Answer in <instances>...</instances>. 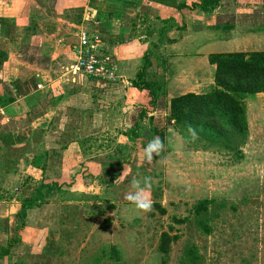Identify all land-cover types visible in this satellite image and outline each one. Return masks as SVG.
I'll return each mask as SVG.
<instances>
[{"label": "rangeland", "instance_id": "374dc122", "mask_svg": "<svg viewBox=\"0 0 264 264\" xmlns=\"http://www.w3.org/2000/svg\"><path fill=\"white\" fill-rule=\"evenodd\" d=\"M175 1L178 4L183 0ZM82 4L69 9L83 12ZM176 4L165 6L145 0L134 20L133 34L141 42H148L149 48L158 40L161 20L167 11L176 10ZM186 13L189 29L168 34L175 43L165 42L155 52L149 80L164 81L167 89L179 78L175 84L188 82L189 92L209 93L215 85L216 67L209 63L211 54L206 59L201 52L213 40L228 37L222 30L215 31L213 23L221 25L231 14L219 17L216 13ZM242 20L246 23L252 19ZM87 29L92 30L93 25L88 24ZM148 29L154 33L148 35ZM211 50H219L212 54L264 51V36L238 42L232 52L224 47ZM32 52L38 53L31 48L25 58L33 56ZM75 62L76 59L60 62L57 74L66 72L73 80H61L58 86L64 84L55 87L50 103L46 102L24 126L25 131L19 132L27 136V141L16 142L11 151L0 152V202L21 208L41 183H70L77 170L84 171V181L60 191L55 197L63 198L59 204L49 202L34 213L29 211L27 218L35 223L30 236L35 240L19 241L11 258H6L9 261L3 259L0 263L161 264L163 258L157 253L159 237L173 225L174 234L181 239L173 245L168 264H178L189 242L198 247L202 264H264V93L246 101L249 137L242 148L243 155L219 146L205 149L202 143L195 145V141L177 133L167 117L165 147L149 163L143 158L151 140L145 131L135 147L124 135L131 129L130 116L143 104L140 91L130 86L136 76L123 79L128 85L122 81L92 85L94 81L71 69ZM136 66L131 71L141 67L139 63ZM119 73L122 75L120 69ZM143 126L146 131L150 129L148 119ZM41 155L42 166L36 168L34 160ZM124 170L126 176L120 180ZM133 177L142 183L149 178L147 191L152 204H162L167 209L166 216L154 209L147 214L134 210L125 199ZM205 198L215 200L217 211L209 236L199 231L190 215L194 204ZM111 204L116 208L110 209ZM10 217L0 221V230L5 233L0 245L10 240ZM173 217H189L191 221L175 225ZM107 219L113 222L111 226L104 223Z\"/></svg>", "mask_w": 264, "mask_h": 264}, {"label": "crops", "instance_id": "0c3cea01", "mask_svg": "<svg viewBox=\"0 0 264 264\" xmlns=\"http://www.w3.org/2000/svg\"><path fill=\"white\" fill-rule=\"evenodd\" d=\"M79 2L83 3V12H71L69 8L77 6ZM144 2L145 0H0V134L13 133L17 137L16 142H26L27 136L19 132L27 128L24 126L41 112L46 102L50 103L54 90L64 84L63 82L62 86H58L59 82H68L73 78L70 75L68 77L66 72L57 74L59 67H62L59 64L65 60L70 62L76 59L79 47L78 33L83 28L87 29L88 24L93 25L92 30L98 32L101 37L102 56L110 57L117 64L123 79H127V76L134 79L139 70H131L137 67L136 63L141 66V59L149 49L148 42H141L139 37L133 34L134 20ZM186 12L190 11H183L185 21L188 22ZM227 12L231 14L230 18L221 25L213 23V29L224 31L228 37L213 40V43L207 45L201 52L207 55L206 59L212 53H219V50L211 49L224 47L230 48L232 52L238 42L257 38L259 35L264 36V0H221L214 13L220 17ZM89 14L94 16L92 21L88 20ZM246 17L252 20L245 23L242 18ZM31 48H36L38 53L32 52L33 56L25 58L27 50ZM86 78L88 81H94L92 85H96L97 81L87 76ZM125 80L121 83H126ZM175 80L180 81L179 78ZM175 80L171 83L174 87L171 84L167 86L163 96L158 99L154 112L149 106L146 93L140 92V103L143 104L137 105L150 112L154 138L159 137L162 141L166 133L164 127L170 101L184 94L195 93L189 92L188 82L175 84ZM130 86L134 89L132 82ZM79 172L80 170H77L72 176L75 177ZM35 209L30 211L34 213ZM20 210L21 208L15 209V205L0 202V221L11 215L9 238L27 243L34 239L30 235L35 223L27 218V226L19 230L22 221L17 214ZM3 234L5 233L0 230V240L4 238ZM18 263L28 264L24 260L15 264Z\"/></svg>", "mask_w": 264, "mask_h": 264}, {"label": "trees", "instance_id": "16d2710c", "mask_svg": "<svg viewBox=\"0 0 264 264\" xmlns=\"http://www.w3.org/2000/svg\"><path fill=\"white\" fill-rule=\"evenodd\" d=\"M153 1L165 6L176 4L175 0ZM220 4L221 0H183L176 4L174 12H168L166 17L161 20L157 33L158 40L151 44L143 56V64L132 82L133 87L147 94L149 106L153 112L158 99L163 96L166 90L163 87L166 85L164 81L152 82L149 80L155 52L165 42L168 44L175 43L174 40L169 38L168 34L170 32L179 31L182 33L187 30L188 24L185 21L184 10L210 14L214 13ZM153 33L152 29H148V35ZM209 63L216 67L215 85L212 90L209 93H188L173 98L170 101L168 120L172 122L173 129L187 139H191L188 127L190 125L194 127L199 134V138L194 142L195 145L202 143L205 149L219 146L230 153L238 156L243 155L242 148L247 144L249 137L246 101L264 93V51L211 54ZM149 114L148 110L139 108L130 116L131 129L124 135L132 140L134 147L136 141L141 138L143 131H145L146 138L151 140L154 138L153 119L149 117ZM147 119L151 124L148 131L143 126L144 121ZM21 137L26 139L24 136ZM15 138L17 137L13 133L0 134V147H2L0 152L2 149L11 151V148L16 147ZM42 160V155L34 160V167H41ZM118 163L122 164L124 162L119 161ZM83 174L84 171L77 173L70 183H41L32 195L25 198L21 210L17 214V217L22 221L19 230L27 226V217L30 210L39 208L49 202L59 203V200L63 198L57 200L55 198L57 194L63 189H70L82 183L84 181ZM215 203L214 199H202L194 204L190 213L199 231L206 236L211 235L213 232L212 222L217 216V211L214 208ZM109 208L115 209L116 206L111 204ZM152 209L161 216H166L168 213L167 209L160 203L153 204ZM150 216L154 215L151 214ZM190 221L189 217L184 219L173 217V224L175 225L187 224ZM104 223L111 226L113 222L107 219ZM175 229V226L170 225L168 231H163L160 234L157 253L163 258L161 264H168L173 245L181 239L179 234H174ZM19 241L12 238L7 242V245L0 248V261L10 256ZM202 262L203 257L196 244L187 243L178 264H202Z\"/></svg>", "mask_w": 264, "mask_h": 264}, {"label": "built area", "instance_id": "2783aa9c", "mask_svg": "<svg viewBox=\"0 0 264 264\" xmlns=\"http://www.w3.org/2000/svg\"><path fill=\"white\" fill-rule=\"evenodd\" d=\"M93 19L94 16L89 14L88 20ZM78 38L76 62L71 68L75 73L105 84H116L123 80L117 64L110 57L102 56V40L98 32L83 28L78 33Z\"/></svg>", "mask_w": 264, "mask_h": 264}, {"label": "clouds", "instance_id": "9594fccd", "mask_svg": "<svg viewBox=\"0 0 264 264\" xmlns=\"http://www.w3.org/2000/svg\"><path fill=\"white\" fill-rule=\"evenodd\" d=\"M188 133L192 141H195L199 138L197 130L191 125L188 127ZM164 147V141H162L159 137L153 138L145 147L143 158L150 163L153 160L154 156L160 155ZM125 176L126 172L124 170L123 174L120 175V180H123ZM116 182L119 183V180H117ZM129 185L130 190L125 194V199L130 202V204L138 214H147L151 212L153 204L150 198V194L147 191L149 187V178H145L142 183L141 180L133 177L129 181Z\"/></svg>", "mask_w": 264, "mask_h": 264}]
</instances>
